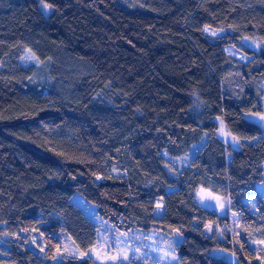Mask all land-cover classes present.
<instances>
[{
  "label": "trees",
  "instance_id": "obj_1",
  "mask_svg": "<svg viewBox=\"0 0 264 264\" xmlns=\"http://www.w3.org/2000/svg\"><path fill=\"white\" fill-rule=\"evenodd\" d=\"M44 3L48 14L41 0H0V238L42 235L37 254L7 241L0 264H52L58 232L81 252L94 247L97 227L74 195L119 232L178 233V264H230L213 250L234 254L237 264H264V252L249 246L264 242V135L243 117L262 110L264 0ZM204 29L221 35L211 41ZM25 51L39 61H78L89 72L43 92L19 64ZM215 118L238 149L217 137ZM179 158V166L170 161ZM198 190L225 199L228 214L200 207ZM230 215L231 236L205 235Z\"/></svg>",
  "mask_w": 264,
  "mask_h": 264
},
{
  "label": "rangeland",
  "instance_id": "obj_2",
  "mask_svg": "<svg viewBox=\"0 0 264 264\" xmlns=\"http://www.w3.org/2000/svg\"><path fill=\"white\" fill-rule=\"evenodd\" d=\"M39 6L45 14L50 13V9L45 10L43 4H39ZM204 33L211 41L217 40L219 35H221V32L210 29H204ZM242 44L249 46V48L252 47L254 50H257L260 47V44L253 40L244 39ZM19 64L21 67L31 71L29 83L32 86H38L42 88L43 92H58L61 89L60 87L69 86L80 75L87 74L89 72L87 67L81 62L73 60L61 61L60 59H47L44 61H39L28 51L23 52L19 57ZM261 85L264 89V80L262 81ZM261 102L262 110L260 113H244L243 117L246 121L259 125L264 135V120L259 119L261 115H264V95L261 99ZM214 121L217 125V137L230 144L234 149H238L240 147L239 139L232 136L228 132L222 119L215 118ZM202 144L203 142L201 141L194 145L190 152V156H193ZM170 161L175 166H179L184 162V159H170ZM258 190L263 192L264 186H259ZM172 191H174L172 188L167 190V192ZM208 194V192L204 191H195L194 199L196 203L206 210H213L219 216H226L228 214L227 201L212 194L210 198H206L204 200L201 199V196H207ZM71 201L76 206L81 208L85 216L96 225V244L86 252H81L75 247L65 232H58L55 235L59 238L61 247L52 264H57L67 258L72 257L77 259L91 258L96 264H178L176 254L173 251L174 246H176L182 240V237L178 233L172 232L170 234H161L154 231L142 233L137 230H132L130 232H119L114 227L101 220L95 214L94 206L92 204L86 202L78 195H74L71 198ZM221 205L223 206L221 207ZM248 206L250 209L253 208L252 201L248 202ZM162 213L163 200L158 199L156 200L154 208V216L159 218L161 217ZM230 217V221L227 224L215 225L213 227L207 226L204 229L205 235L210 236L214 232V236L218 239H223L224 235L231 236L232 233L237 230V224L235 222L236 217L232 215H230ZM44 224V222H40L39 226L41 227ZM41 236L42 235L39 230H32L28 233L20 232L19 234L12 237L2 236L0 238V254H2L4 250L7 251L8 249V246L5 243L7 241L12 242L15 239H18L23 243L25 242L26 247L32 250L34 253H40L42 251ZM249 246L255 253L259 251L264 252V244L251 242ZM82 253H87V255L82 256ZM124 254H126L127 259L123 258ZM210 255L215 258L222 259L230 264H237V259L232 253L222 250H213L210 252ZM111 256H120V259L115 261L107 259V257Z\"/></svg>",
  "mask_w": 264,
  "mask_h": 264
},
{
  "label": "snow or ice",
  "instance_id": "obj_3",
  "mask_svg": "<svg viewBox=\"0 0 264 264\" xmlns=\"http://www.w3.org/2000/svg\"><path fill=\"white\" fill-rule=\"evenodd\" d=\"M41 3L44 5V9L45 10H47V9H49L50 7H51V5L50 4H47V3H44V0H41ZM205 30H207V29H205ZM259 119L260 120H264V115H261L260 117H259ZM203 191V190H202ZM211 197V194L209 193L207 196H201V199L202 200H204V199H206V198H210ZM223 205H221V207H222ZM261 243H264V242H261ZM82 256H85V255H87V253H82L81 254ZM55 258V257H54ZM123 258L124 259H127V256H126V254H124L123 255ZM107 259H111V260H117V259H120V256H111V257H107Z\"/></svg>",
  "mask_w": 264,
  "mask_h": 264
},
{
  "label": "water",
  "instance_id": "obj_4",
  "mask_svg": "<svg viewBox=\"0 0 264 264\" xmlns=\"http://www.w3.org/2000/svg\"><path fill=\"white\" fill-rule=\"evenodd\" d=\"M18 264H22V262H19Z\"/></svg>",
  "mask_w": 264,
  "mask_h": 264
}]
</instances>
